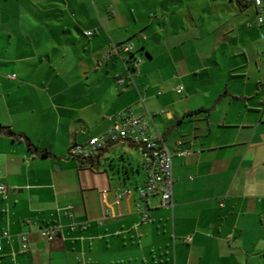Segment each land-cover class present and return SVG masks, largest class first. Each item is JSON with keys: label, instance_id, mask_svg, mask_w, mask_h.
Listing matches in <instances>:
<instances>
[{"label": "crops", "instance_id": "obj_1", "mask_svg": "<svg viewBox=\"0 0 264 264\" xmlns=\"http://www.w3.org/2000/svg\"><path fill=\"white\" fill-rule=\"evenodd\" d=\"M260 1L0 0V264H264ZM120 111L151 113L172 206L126 140L69 155Z\"/></svg>", "mask_w": 264, "mask_h": 264}, {"label": "built area", "instance_id": "obj_2", "mask_svg": "<svg viewBox=\"0 0 264 264\" xmlns=\"http://www.w3.org/2000/svg\"><path fill=\"white\" fill-rule=\"evenodd\" d=\"M255 6H259L260 0H252ZM257 23L263 22L262 16H257ZM85 34H91L85 31ZM264 40V39H263ZM122 49L132 52L133 45L131 43L122 44ZM131 66L135 70L139 64V58L132 56L130 58ZM131 77V74L129 73ZM182 85L177 87V91L182 90ZM152 115L147 112L145 115H134L125 111L117 114V120L113 122L104 131L89 137L83 143H74L69 148V155L80 160H89L100 152L108 148L110 145L121 141H128L139 150L141 156V166L145 173V180L141 186L137 188V192L141 197H147L148 194H156L160 197V203L163 206H172V156L171 152L164 142L162 134L157 129H151ZM191 150L182 149L178 154H189ZM5 184H0V192L5 190ZM65 214L69 215L68 211ZM146 217L147 214L144 213ZM101 221V219L99 220ZM75 225H71L73 229ZM84 228L85 225L81 224ZM59 232L57 225H48L39 229L40 235L47 239L53 240ZM8 231L4 230L0 237H7ZM21 248H28L25 236L21 237ZM1 250V245H0Z\"/></svg>", "mask_w": 264, "mask_h": 264}, {"label": "trees", "instance_id": "obj_3", "mask_svg": "<svg viewBox=\"0 0 264 264\" xmlns=\"http://www.w3.org/2000/svg\"><path fill=\"white\" fill-rule=\"evenodd\" d=\"M5 128H6V126H3V125L0 124V132H5ZM7 131H9L10 133H12V131L9 128H7ZM44 153H47V152L45 151ZM81 161H85V160H81Z\"/></svg>", "mask_w": 264, "mask_h": 264}, {"label": "rangeland", "instance_id": "obj_4", "mask_svg": "<svg viewBox=\"0 0 264 264\" xmlns=\"http://www.w3.org/2000/svg\"><path fill=\"white\" fill-rule=\"evenodd\" d=\"M263 18V17H262ZM136 177H137V179H138V181H139V179H140V175H138L137 173H136Z\"/></svg>", "mask_w": 264, "mask_h": 264}]
</instances>
